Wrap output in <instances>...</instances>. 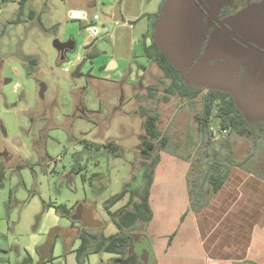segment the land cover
<instances>
[{"label": "rangeland", "instance_id": "obj_1", "mask_svg": "<svg viewBox=\"0 0 264 264\" xmlns=\"http://www.w3.org/2000/svg\"><path fill=\"white\" fill-rule=\"evenodd\" d=\"M20 2L0 0V264H77L82 230L116 231L105 201L142 184L140 108L158 113L159 130L179 142L194 129L199 105L162 100V72L137 45L160 0H26L14 22ZM116 5L125 25L112 19ZM72 11L109 34L88 44L84 21ZM55 40L74 49L60 52ZM86 46L95 56L75 74ZM209 125L217 129L218 120ZM220 140L199 143L196 166L206 167ZM230 140L239 161L249 143ZM251 169L264 177V151ZM144 226L121 257L92 254L85 264H154Z\"/></svg>", "mask_w": 264, "mask_h": 264}, {"label": "trees", "instance_id": "obj_2", "mask_svg": "<svg viewBox=\"0 0 264 264\" xmlns=\"http://www.w3.org/2000/svg\"><path fill=\"white\" fill-rule=\"evenodd\" d=\"M25 1L21 0L20 10L14 22L20 21ZM29 17L31 19L34 17L33 12L29 13ZM153 46L155 52L147 50L146 54L162 72L160 84L163 94L161 99L168 102L171 97H174L187 102L189 106L198 104L199 107L194 114L196 124L194 129L186 133L183 140L173 142L167 132L159 130L158 113L150 112L144 107L140 108L145 134L140 146L142 184L140 188L138 186L132 189L124 188L105 201L104 210L116 231L106 235L102 230L92 233L82 230L78 236L79 245L73 251L77 264H85L89 255L92 254L108 253L121 257L131 244L132 238L136 236L140 225L146 226L151 220L149 191L160 152L179 156L188 162V196L192 208V205L197 207L204 205L209 196L223 186L231 170L242 168L245 165L251 168L256 164L258 153L261 150L264 151V123L256 125L246 120L235 106L229 93L214 89H208L205 92L202 87L185 84L179 72L168 62L155 44ZM94 56V54L89 55V57ZM147 89L148 96L155 99L157 89L153 86ZM213 118L218 120L217 129L220 131L226 128L228 134L220 140L219 148L213 154L215 156L204 163L206 165L204 169H200L201 167L196 166L194 162V156L199 143L211 140L208 129L211 127L209 123ZM232 137L242 138L249 143L248 153L239 161L235 160V153L231 148L230 138ZM125 197L127 200L120 208L110 211V208ZM60 207L57 206L55 210L57 211Z\"/></svg>", "mask_w": 264, "mask_h": 264}, {"label": "crops", "instance_id": "obj_3", "mask_svg": "<svg viewBox=\"0 0 264 264\" xmlns=\"http://www.w3.org/2000/svg\"><path fill=\"white\" fill-rule=\"evenodd\" d=\"M188 169L183 158L159 153L145 226L154 264H264V177L248 165L235 168L193 212Z\"/></svg>", "mask_w": 264, "mask_h": 264}, {"label": "flooded vegetation", "instance_id": "obj_4", "mask_svg": "<svg viewBox=\"0 0 264 264\" xmlns=\"http://www.w3.org/2000/svg\"><path fill=\"white\" fill-rule=\"evenodd\" d=\"M192 1L198 13V40L190 52V58H184L188 59L189 63H180L183 70V76L181 75V71H178L181 79L183 80L198 63L211 68L235 69V87L244 99L245 107L251 101L254 102L258 99L264 103V42L256 38L251 29L246 30L242 23L244 18L251 21L252 24H257L259 20L264 19V0ZM164 2L165 0H160L158 11L149 18V26L141 34V37L136 40L142 56L150 61L152 60L148 58L146 54L147 50L155 52V47L153 46L155 44L156 48L160 51L155 42V24L163 18L161 8ZM116 6L122 18L120 23L125 25L126 22L118 5ZM238 15H240V18H237ZM70 16L78 20H82L81 18L87 19L83 13H80L79 17H75L71 12ZM113 17L114 10L112 12V19ZM82 50L83 55L78 54V63L83 60L82 58L87 60L90 58V54H94L89 49V46H86ZM203 89L205 92L208 90L207 88ZM247 110L249 115L262 117V119L246 120L256 125L264 123L263 106H249ZM241 114L243 115L242 112Z\"/></svg>", "mask_w": 264, "mask_h": 264}, {"label": "water", "instance_id": "obj_5", "mask_svg": "<svg viewBox=\"0 0 264 264\" xmlns=\"http://www.w3.org/2000/svg\"><path fill=\"white\" fill-rule=\"evenodd\" d=\"M161 13L163 18L155 24V42L168 62L177 71L180 70L183 76L180 63H189V60L184 58H190V52L197 44L198 40V13L195 4L192 0H165L161 8ZM237 18H240V15H238ZM113 20L115 22L122 21L117 6L114 8ZM246 21H248V23H246ZM242 23L246 30L251 29L254 36L264 42V19L259 20L257 24H252L251 21L244 18ZM53 46L60 52H63L65 49L73 50L74 42L68 41L66 43H60L58 40H55ZM85 61L86 59L83 58L76 66L75 74H78L79 69ZM235 73V69L211 68L206 67L202 63H198V65L184 77L183 81L187 85H195L229 93L235 106L243 113L245 119H262V117L249 115L247 109L249 106L254 105L264 107V103L258 99L254 102L251 101L245 107V101L235 87Z\"/></svg>", "mask_w": 264, "mask_h": 264}, {"label": "built area", "instance_id": "obj_6", "mask_svg": "<svg viewBox=\"0 0 264 264\" xmlns=\"http://www.w3.org/2000/svg\"><path fill=\"white\" fill-rule=\"evenodd\" d=\"M81 19L82 21H85L83 31L87 35L89 43L94 42L95 40L99 39L100 36L102 35H108V32H109L108 28L103 27L102 24L96 25L93 22H91V20H88L85 18H81ZM93 20L97 21V16H94ZM77 60H78V56H77ZM208 131L212 139L225 138L228 134V129L226 128L220 129L219 131V129H214L212 127H209Z\"/></svg>", "mask_w": 264, "mask_h": 264}, {"label": "bare ground", "instance_id": "obj_7", "mask_svg": "<svg viewBox=\"0 0 264 264\" xmlns=\"http://www.w3.org/2000/svg\"><path fill=\"white\" fill-rule=\"evenodd\" d=\"M73 14V16H75V17H79L80 16V13H77V12H74V13H72Z\"/></svg>", "mask_w": 264, "mask_h": 264}]
</instances>
